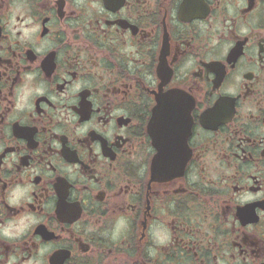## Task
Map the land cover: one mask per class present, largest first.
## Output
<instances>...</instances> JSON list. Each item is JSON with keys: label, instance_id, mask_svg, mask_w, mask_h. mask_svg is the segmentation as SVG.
Listing matches in <instances>:
<instances>
[{"label": "flooded vegetation", "instance_id": "obj_1", "mask_svg": "<svg viewBox=\"0 0 264 264\" xmlns=\"http://www.w3.org/2000/svg\"><path fill=\"white\" fill-rule=\"evenodd\" d=\"M24 215L0 264H264V0H0V224Z\"/></svg>", "mask_w": 264, "mask_h": 264}, {"label": "clouds", "instance_id": "obj_2", "mask_svg": "<svg viewBox=\"0 0 264 264\" xmlns=\"http://www.w3.org/2000/svg\"><path fill=\"white\" fill-rule=\"evenodd\" d=\"M27 35L28 32L25 33L26 37ZM37 50L39 51V49ZM32 78L31 76L26 77L29 81ZM45 94L46 91L44 87H32L30 84L26 83L17 89L16 106L19 109H25L30 106L34 96H43ZM29 192L30 189L28 187L17 185L9 192L8 202L13 205L22 203L24 200L30 198L28 195ZM35 222V218L31 215H24L14 220H8L4 224H0V239H18L29 229L31 224ZM124 223L122 219L118 221L116 225L117 231H119Z\"/></svg>", "mask_w": 264, "mask_h": 264}]
</instances>
